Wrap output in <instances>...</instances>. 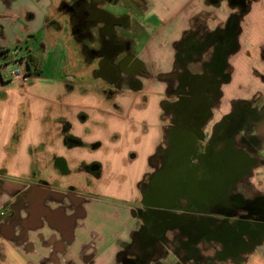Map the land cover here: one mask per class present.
<instances>
[{"label":"crops","instance_id":"1","mask_svg":"<svg viewBox=\"0 0 264 264\" xmlns=\"http://www.w3.org/2000/svg\"><path fill=\"white\" fill-rule=\"evenodd\" d=\"M177 1L178 12L160 20L154 0L130 2L134 14L119 1L107 5L114 17L128 14L132 25L116 31L132 43L146 74L135 77L136 85L128 81L118 89L98 74V57L77 38L69 0H0V264L123 263L139 224L132 210L158 170L154 157L175 147L178 120L168 109L178 99L172 92L177 82L163 77L182 71L179 51L190 34L198 40L233 21L240 25L254 12L230 0ZM262 24L261 16L249 21L238 33L240 52L226 56L239 65L221 88L205 129L208 138L246 89L257 90L264 104V84L253 82L251 58L240 62L248 51L240 41L259 33ZM217 45L203 52L197 66L216 54ZM29 54L40 61V73L32 67L28 84L6 79L18 67L29 72ZM260 159L251 168L246 199L264 196V138ZM216 264H264V237L240 260Z\"/></svg>","mask_w":264,"mask_h":264},{"label":"flooded vegetation","instance_id":"2","mask_svg":"<svg viewBox=\"0 0 264 264\" xmlns=\"http://www.w3.org/2000/svg\"><path fill=\"white\" fill-rule=\"evenodd\" d=\"M230 1L243 8L250 3ZM116 2L71 0L66 9L77 38L86 41L87 52L100 61L98 74L120 89L124 82L136 85L135 77L146 74L132 55V43L116 31L132 25L128 14L112 19L103 14ZM238 33L239 25L233 21L198 40H194L197 34H190L179 51L182 71L163 77L177 82L172 92L178 99L168 111L178 120L175 131L182 132L173 133L175 147L159 150L154 157L158 170L132 210L139 224L121 255L122 264H160L168 258L175 260L171 264L237 261L264 237V196L245 198L251 168L261 161L264 104L259 93L235 100L213 136L208 138L205 131L230 78L226 56L237 47ZM217 42L216 54L197 66L203 52ZM179 142L184 143L178 146ZM163 188L168 193H162Z\"/></svg>","mask_w":264,"mask_h":264},{"label":"rangeland","instance_id":"3","mask_svg":"<svg viewBox=\"0 0 264 264\" xmlns=\"http://www.w3.org/2000/svg\"><path fill=\"white\" fill-rule=\"evenodd\" d=\"M69 1H71V0H69ZM118 1H119L118 6L120 8H122V9L130 8L131 13H133V14L135 13L134 9L131 7L130 2L134 3L137 0H126L127 3L125 0H117V2ZM154 2H155V7H156L154 13L156 16H158L157 18L159 20L161 17L162 18H168L171 15L174 16L178 12L177 8L179 6V2L177 0H154ZM167 2L169 4L165 8H168V9L165 11H161V6L166 5ZM250 2H251V4L250 5L248 4L247 8L250 9V11H251V9L254 10V12H253L250 19H247L245 17V19H243V21L240 22L239 33H241L242 30H244V27L245 28L247 27L249 21H252L253 19H255V17L261 16L262 20H264V14H263V12H261V10L264 8V5L260 6L261 0H251ZM141 3H143L144 6H146V4H147L146 1H142ZM238 7H241V6H238ZM221 8H223V6ZM133 14H130V16H134ZM67 23H68V21H67ZM262 26H263V24H262ZM240 43H241V47H242V45H244L246 47V50H248L244 53V56L240 60V62H242L244 60L245 56H246L245 58H248V57L251 58V60H252L251 67L253 66L252 70H251V76L253 78L252 80L255 83H260L261 85H263L264 79L262 80L261 76L264 75V71L262 70V68L264 66V26L261 27L259 33L254 32L252 37H247V35L245 34L242 41H240ZM256 47H257V50L255 52ZM240 49H241L240 44L238 43L237 47L234 50L230 51L228 53L227 57L229 58V56L231 57V56L237 55L240 52ZM254 56H256V57H254ZM227 61H228V59H227ZM227 64H228L227 67L229 69V72H231L229 80L226 81L228 83V82H230L231 77L233 76L234 72L237 70V66L239 65V62L233 61L232 64H230L229 62H227ZM256 91L257 90L249 91L246 89L244 91L245 94L243 96H244V98H246V97L248 98V95H253V94H255L254 92H256ZM249 98H252V96Z\"/></svg>","mask_w":264,"mask_h":264},{"label":"built area","instance_id":"4","mask_svg":"<svg viewBox=\"0 0 264 264\" xmlns=\"http://www.w3.org/2000/svg\"><path fill=\"white\" fill-rule=\"evenodd\" d=\"M18 55H19V51L17 50L12 51V56L14 58H17ZM5 74H6L5 75L6 79L8 80L10 79L12 81H20L23 84H28L32 80V74H29L28 72L24 71L20 67L7 71Z\"/></svg>","mask_w":264,"mask_h":264},{"label":"trees","instance_id":"5","mask_svg":"<svg viewBox=\"0 0 264 264\" xmlns=\"http://www.w3.org/2000/svg\"><path fill=\"white\" fill-rule=\"evenodd\" d=\"M27 65H28V68H29V74H31V68L33 67L34 70H36V74H39L40 73V61L33 55H28L27 56Z\"/></svg>","mask_w":264,"mask_h":264},{"label":"water","instance_id":"6","mask_svg":"<svg viewBox=\"0 0 264 264\" xmlns=\"http://www.w3.org/2000/svg\"><path fill=\"white\" fill-rule=\"evenodd\" d=\"M103 12H104V11H103ZM103 14H104V16H105L107 19H112V18H114V16H113L112 14L108 13V12H104ZM111 23H113V22H111ZM113 69H114V67H113ZM185 128H186V129H189V126H186ZM93 170H98V167L93 168Z\"/></svg>","mask_w":264,"mask_h":264}]
</instances>
